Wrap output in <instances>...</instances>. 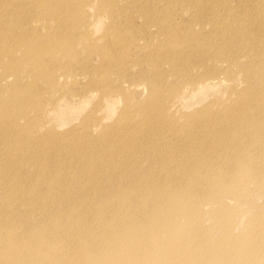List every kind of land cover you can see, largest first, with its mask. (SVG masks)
I'll return each mask as SVG.
<instances>
[{
	"label": "rangeland",
	"instance_id": "374dc122",
	"mask_svg": "<svg viewBox=\"0 0 264 264\" xmlns=\"http://www.w3.org/2000/svg\"><path fill=\"white\" fill-rule=\"evenodd\" d=\"M225 1L0 0V203L26 204L25 210L31 211L36 222L42 224L41 229L52 228L58 222L55 213L72 211L75 200L76 207L83 205L91 214L105 195L103 188L112 193V199L103 203L120 206L122 199L132 196L129 192L132 185L143 190L140 183L146 178L144 184L151 180V186L165 187L160 173L164 172L161 168L167 170L168 166L157 165L154 159L166 157L164 148L171 144L162 146V143L181 139L180 130L168 125L172 124L170 117L179 125L187 123L185 129L192 126L190 132L197 142L205 144L207 153L215 143L223 145L220 136L230 143V138L239 135L240 130H245L241 133L254 130L259 122L253 128L247 125V130L235 128L225 134H213L214 127L203 128L193 119L195 112L207 106L216 111L233 105L236 93L247 88L245 79L249 70L256 72L242 56L239 65L242 63L244 70H239V65H227V60L213 65L212 60L203 59V54H211L209 51L215 45L229 53L246 49L249 38L240 33L248 27L259 28L260 42L257 40L256 44L264 48V0ZM212 3L216 11L210 15L207 7ZM254 11L263 17L254 18ZM175 68L183 70V74L176 76ZM202 68L206 73L216 69L212 77L217 79L206 85L208 88L197 91L198 87L194 89L197 85L189 84V78L196 72L198 77ZM163 73L165 84L159 87L154 81ZM34 75L40 79L35 80ZM170 85L177 88L175 97L168 88ZM156 89L160 98L164 97L169 113L165 109L164 119L161 112L154 113L158 117L155 121H163L166 127L162 133L151 130L148 134L149 125L142 121L138 107L152 93L155 96ZM28 101L31 105L25 104ZM237 107L245 112L241 106ZM247 114L259 117L250 111ZM227 119L238 121L235 114ZM217 120L212 118L213 122ZM132 133L143 144L130 141L127 135ZM201 136L206 138L205 142L200 140ZM212 138L216 140L209 144ZM244 138L236 139L243 143L235 151L239 159L262 154ZM101 143L103 149L97 151ZM23 144H28L25 149ZM128 144L135 147L130 148V156L124 151L129 149ZM88 153L91 155L87 156ZM259 163L252 164V168ZM105 175L107 178L99 190L98 182ZM11 181L17 188L22 185L18 192ZM259 182L264 185V178L246 189L252 191L249 196L243 191L237 198L232 195L222 198L234 236L252 230L264 234V186L259 187ZM71 185L77 192L72 191ZM133 194L132 201L138 196ZM16 195L18 199L12 200ZM150 207L154 210L156 205ZM211 210L210 205L202 207L204 226L211 225L207 219ZM14 211L9 208L3 216L16 225L14 220L18 216L12 217ZM130 212L134 218L142 214L137 209ZM18 214L22 216L21 211ZM101 227L102 232L110 231L106 224ZM217 230L214 226L211 238L217 237ZM13 232L19 229L13 227ZM262 240L264 244V235ZM98 243H89L88 247L94 249ZM104 244L110 250L120 248L115 237ZM18 246L15 243L11 249L19 250ZM68 248L75 258H70L67 264H79L77 258L81 254L77 249L80 252L84 248L75 243ZM128 248L133 250L134 245ZM87 253L86 250L82 256Z\"/></svg>",
	"mask_w": 264,
	"mask_h": 264
},
{
	"label": "bare ground",
	"instance_id": "6f19581e",
	"mask_svg": "<svg viewBox=\"0 0 264 264\" xmlns=\"http://www.w3.org/2000/svg\"><path fill=\"white\" fill-rule=\"evenodd\" d=\"M223 2L226 1L223 0ZM207 9L211 10L207 14H215L216 6L212 3ZM193 10L200 13L197 9L193 8ZM254 13L252 15L254 18L263 17L258 11H254ZM248 23H251V19ZM258 29L248 27L240 33L249 38L248 43L250 45L244 50L239 48L231 50L229 53L224 51L226 48L215 45L209 51L212 55L203 54L205 55L203 59L212 60L213 65L218 61L227 60V65L238 66L239 57L242 56L247 61V65L253 66L252 69H255L256 72L249 70L245 79L247 88L236 93L237 100L233 105L216 111H212V107L207 106L193 115V119L197 120L196 122L201 127H209L210 129L214 127L213 134L215 132L225 134L223 132L228 129H245L247 125L253 128L252 125L259 122L254 130L247 133H241L245 130H240L239 135L233 134L235 137L230 138V143L225 140L224 136H220L219 139L223 145L215 143L207 149L209 152L207 153L205 144L197 142L196 136L190 132L192 126L185 129L187 123L179 125L176 119L170 117L172 124L168 125L180 130L178 135L181 134V139L172 143H162V146L171 144L164 148L163 152L166 157L164 159L161 156H156L154 159L157 165L165 164L168 166L167 170L161 168V171L164 172L160 173L166 181L165 187L151 186V180L144 184L148 179L146 178L143 183H140V188L143 190H139L134 185L130 187L129 192L132 193V196H135L133 193L138 195L136 198L134 197V201L129 195V197L122 199L120 206H118L114 203H103L104 200L112 199V193H107L108 189L103 188V182L107 178L105 175L97 185L99 190L103 188L105 195L100 198L92 213L89 214L83 205L76 207L75 200L72 211H63L61 214L55 213L58 222L52 228L45 226L41 229L42 224L36 222L31 211L25 210L26 204L17 205L12 201L0 203V264H67L70 262V258L72 260L75 258V256H71L72 252L68 248L71 243L84 248L80 252L77 249L78 254H81L77 258L79 264H108L107 259L113 264H264V244L262 243L264 234L261 231L252 230L245 235L234 236L231 232L232 222L224 212V205L222 207L224 196L232 195L237 198L243 191L249 196L252 191H246V189L250 184L262 181L264 178V120L263 122L260 121L264 119V48H259V44H256L260 36ZM231 38L233 39L235 36ZM251 41L255 42L251 43ZM237 68L244 70V65L241 63ZM9 69L12 70L10 67ZM203 69L198 71V77L196 72L189 78V84L195 83L194 85L197 86H194V89L198 87L197 91L208 88L206 85L217 79V77H212L216 74V69L208 73L204 72ZM260 69L262 72L258 71ZM183 72L181 69H174L176 76L182 75ZM224 73L228 76L226 71ZM8 75H12V73ZM163 75L164 73L154 81L159 87L165 84L166 78L164 80ZM34 76L35 80L40 79L39 76ZM209 76L212 78H208ZM168 88L172 89L173 97L178 94L174 85H170ZM157 92L155 96L152 93L151 97L138 107L142 121L149 125L146 129L148 134L151 130L162 133L166 127L163 121H155L158 117L153 115L161 112L164 119L165 109L169 113L164 97L160 98L159 90ZM258 99L262 102H259ZM19 104L22 105L23 103ZM25 104L31 105V102L28 101ZM237 106H241L245 112L243 113L241 108ZM248 111L259 117L257 118L253 114L248 115ZM212 112H218L224 117L213 116ZM231 114L236 115L237 122L227 119ZM214 117L218 118L217 122L212 121ZM243 136L250 146L259 148L262 154L253 153V157L250 156L245 159L241 157L239 159L235 155V151L241 148L243 143L237 142L236 139L242 138L243 141ZM127 138L134 143L143 144L135 140L134 133L131 136L127 135ZM205 139L203 137L200 140L205 142ZM215 140L216 138H212L209 144ZM28 144H23L22 147L25 149ZM72 146L75 147L74 144ZM178 146L185 148L180 149ZM158 147L160 148V145ZM126 148H129L124 150L126 156H130V148L135 147H130L128 144ZM101 149H103V143L97 147V151ZM33 153H36V150ZM90 155L91 153L87 154V156ZM177 157L180 158L179 161ZM61 162L59 159L60 165ZM258 162L260 163L257 168H252V164ZM30 163L34 165V162ZM131 179L133 181L132 176ZM11 182L15 191L22 186L20 184L17 188L16 184ZM261 185L263 184L259 182V187ZM69 187L72 191L77 192L74 186ZM262 194L264 195V191ZM73 198L75 199V197ZM226 198L224 197V199ZM17 199V195L12 198V200ZM151 205H156L154 210L150 207ZM205 205H210L212 209L207 216L211 222L210 226L203 224L202 207L204 209ZM9 208L16 210L12 213V217L14 214L18 216V219L14 220L16 225H13L14 223L3 216ZM136 209L142 214L134 218L130 211ZM262 209L264 210V205ZM20 211L22 216L18 214ZM90 218L92 220L89 222ZM181 220L185 221V224H180ZM188 222L190 223L189 226L187 225ZM104 224L108 225L106 229L110 230L107 233L101 231V226ZM185 225H187V229ZM214 226L217 227L219 234L217 237L211 238L210 235ZM13 227H17L19 232H13ZM110 237L117 239L120 245L119 249L110 250L106 248L104 241H108ZM93 242L99 243L96 248L91 249L88 244ZM15 243L19 244L18 248L21 247L19 250L11 249ZM186 243H190L191 246H187ZM132 245H134L133 250L128 248ZM86 250L88 251L87 256H82ZM95 252L99 256L94 255ZM151 252L153 256L150 254Z\"/></svg>",
	"mask_w": 264,
	"mask_h": 264
}]
</instances>
